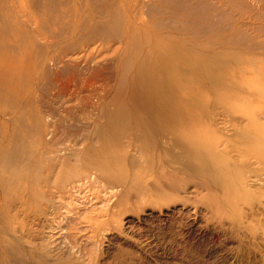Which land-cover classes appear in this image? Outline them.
Returning a JSON list of instances; mask_svg holds the SVG:
<instances>
[{"label": "bare ground", "instance_id": "6f19581e", "mask_svg": "<svg viewBox=\"0 0 264 264\" xmlns=\"http://www.w3.org/2000/svg\"><path fill=\"white\" fill-rule=\"evenodd\" d=\"M145 217L264 261V0H0V264Z\"/></svg>", "mask_w": 264, "mask_h": 264}, {"label": "rangeland", "instance_id": "374dc122", "mask_svg": "<svg viewBox=\"0 0 264 264\" xmlns=\"http://www.w3.org/2000/svg\"><path fill=\"white\" fill-rule=\"evenodd\" d=\"M148 209L145 206L142 211L134 214L143 217ZM128 215H131L130 212ZM129 231L128 236H122L127 243L111 240L112 244L109 243L107 247L106 241L89 238L85 240V253L98 264H264V261L248 263L240 258L241 255L236 257L235 241L228 234L229 231L213 223L186 232L181 220L166 226L145 217L135 222ZM139 242L146 243L151 251L157 250L159 256L156 261H150L149 251H138Z\"/></svg>", "mask_w": 264, "mask_h": 264}]
</instances>
